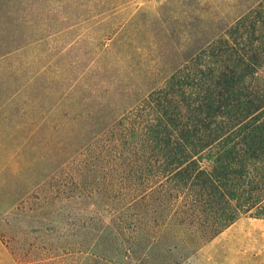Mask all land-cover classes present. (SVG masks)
<instances>
[{
	"label": "rangeland",
	"instance_id": "rangeland-1",
	"mask_svg": "<svg viewBox=\"0 0 264 264\" xmlns=\"http://www.w3.org/2000/svg\"><path fill=\"white\" fill-rule=\"evenodd\" d=\"M258 1L0 0V264H264V220L202 242L175 183L137 197L151 92Z\"/></svg>",
	"mask_w": 264,
	"mask_h": 264
},
{
	"label": "trees",
	"instance_id": "trees-1",
	"mask_svg": "<svg viewBox=\"0 0 264 264\" xmlns=\"http://www.w3.org/2000/svg\"><path fill=\"white\" fill-rule=\"evenodd\" d=\"M151 94L160 120L150 126L153 148L167 154L137 197L175 183L179 214L202 242L241 217L264 220V0Z\"/></svg>",
	"mask_w": 264,
	"mask_h": 264
}]
</instances>
